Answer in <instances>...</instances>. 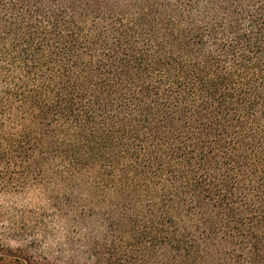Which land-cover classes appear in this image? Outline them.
Here are the masks:
<instances>
[{
	"label": "trees",
	"instance_id": "trees-1",
	"mask_svg": "<svg viewBox=\"0 0 264 264\" xmlns=\"http://www.w3.org/2000/svg\"><path fill=\"white\" fill-rule=\"evenodd\" d=\"M1 183L103 264H264V0H0Z\"/></svg>",
	"mask_w": 264,
	"mask_h": 264
},
{
	"label": "rangeland",
	"instance_id": "rangeland-1",
	"mask_svg": "<svg viewBox=\"0 0 264 264\" xmlns=\"http://www.w3.org/2000/svg\"><path fill=\"white\" fill-rule=\"evenodd\" d=\"M4 192L1 183L0 264H103L113 238L105 217L68 213L67 203L56 213L27 189Z\"/></svg>",
	"mask_w": 264,
	"mask_h": 264
}]
</instances>
